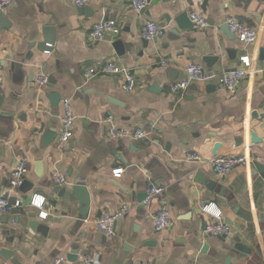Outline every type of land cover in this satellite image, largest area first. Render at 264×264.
<instances>
[{
  "label": "crops",
  "instance_id": "crops-1",
  "mask_svg": "<svg viewBox=\"0 0 264 264\" xmlns=\"http://www.w3.org/2000/svg\"><path fill=\"white\" fill-rule=\"evenodd\" d=\"M148 2L140 15L131 0H89L82 13L69 0H13L0 11L9 24L0 28V198L22 202V208L0 212V219L9 216L7 224L0 221V251L14 252L8 261L0 255V264H52L62 256L66 264H84L88 255L95 264H264V0ZM182 12L200 13L210 26L192 22L191 29L180 30L175 18ZM229 18L257 30L258 43L231 40L222 30ZM106 21H114L120 34L93 39L94 26ZM149 21L164 27L153 41L141 36ZM45 29L54 43L41 51ZM246 56L252 61L248 77L234 93L215 83L193 85L182 98L170 92L190 63L223 73L243 69ZM208 58L217 61L210 66ZM110 62L132 71L133 91L123 88L122 75L85 78L90 68ZM41 76L47 85H39ZM54 93L61 97L58 107L49 99ZM63 101L75 115L74 137L60 145ZM112 126L150 135L113 139ZM46 132L58 134L48 147ZM231 154L251 163L218 175L211 160ZM191 155L201 160H188ZM22 158L29 164L24 182L34 184L27 193L10 184ZM116 169H123L120 177ZM55 172L68 190L87 186L92 205L86 220L79 203L60 196ZM198 174L204 183L196 181ZM151 186L162 188V197L139 202ZM38 197L45 198L42 210L31 205ZM162 200L172 221L160 231L153 217ZM122 210L115 236L106 237L97 221ZM219 213L231 226L230 234L220 235L226 243L206 232ZM31 214L48 227L46 236L27 226ZM236 244L249 253L223 250ZM74 249L78 260L70 262Z\"/></svg>",
  "mask_w": 264,
  "mask_h": 264
},
{
  "label": "built area",
  "instance_id": "built-area-1",
  "mask_svg": "<svg viewBox=\"0 0 264 264\" xmlns=\"http://www.w3.org/2000/svg\"><path fill=\"white\" fill-rule=\"evenodd\" d=\"M13 0H0V11L5 10ZM78 8L85 7L89 0H69ZM131 5L137 14H142L143 11L148 7V0H131ZM190 19L193 24L199 28L205 29L210 26L209 21L200 13L193 12L190 14ZM230 32L234 34L241 42L246 44H256L259 40V33L257 30L248 27L241 21L236 18H229L225 23ZM121 32V29L117 26L114 21L100 22L96 24L91 32V36L95 40H102L105 36H117ZM164 27L159 26L155 22L149 21L146 22L141 36L145 41H153L159 36L163 35ZM262 47L264 49V41L262 42ZM251 59L246 56L241 58V63L243 69H236L225 71L223 73L208 72L203 66L197 63H190L186 68V75L182 80L174 82L170 85V92L173 95L182 98L185 93L193 85L197 84H216L217 86L234 93L237 91L238 87L247 79L248 70L251 67ZM122 75L125 79L123 88L126 91H133L136 86L135 77L131 70L126 67L119 66L115 63H107L105 65L96 66L90 68L85 73V78L90 80L95 77L102 76H120ZM38 83L41 86H45L48 83V78L46 76H41L38 79ZM2 89V78L0 77V91ZM63 116H62V129L59 135V144L64 145L71 141L74 137V121L75 115L69 101H63ZM109 134L113 139H128L132 141H140L149 138V132L143 129H125L117 128L112 126L109 129ZM188 160L200 161L201 158L197 155H191L188 157ZM251 163V158L245 155L231 154V155H220L216 156L211 160V164L215 172L220 176H225L232 172L238 166H247ZM29 170L28 161L25 158H22L19 161V165L14 169L11 175L10 184L11 188L18 189L24 184L26 175ZM123 173V169H116L114 171L115 177H120ZM54 179L57 184L65 185L67 183L64 176L58 172H55ZM163 189L151 186L147 190V199L145 204H149L154 198L162 197ZM162 207L155 213L153 220L157 230H166L171 225V214L164 203V200L161 201ZM45 204V198H33L31 205L39 209H43ZM22 208V202L17 200L12 202L9 200L7 195H4L0 198V212L9 213L15 209ZM125 210L118 212L113 215H105L99 219L96 223L98 230L103 233L106 237L112 238L115 236V223L119 217L123 216ZM43 217H46L44 213H41ZM217 216V222L207 225L206 232L213 234L215 236L228 235L231 233V226L225 223L221 214ZM84 264H95L97 262L95 256H85L83 257ZM66 256L56 258L52 264H66Z\"/></svg>",
  "mask_w": 264,
  "mask_h": 264
},
{
  "label": "water",
  "instance_id": "water-1",
  "mask_svg": "<svg viewBox=\"0 0 264 264\" xmlns=\"http://www.w3.org/2000/svg\"><path fill=\"white\" fill-rule=\"evenodd\" d=\"M82 8H81V13H82ZM87 10V9H84ZM175 22L177 23V26L180 30L183 31H187L189 29H191L193 27L192 21L190 19V16L187 12H182L181 14H178L175 18ZM8 23L5 21L4 16L2 14H0V28H7L8 27ZM222 30L225 32V34H227L228 36H230L232 39L234 40L236 38V36L234 34H232L228 28V26L225 24L222 28ZM51 30L50 29H45L44 33H43V42L40 44L39 49L41 51H46L49 49V45L54 43V39L49 36V32ZM109 38H111L110 36H108ZM115 47L119 50L122 49V43L120 41H117L115 43ZM208 62V64L211 66L213 64V62L217 61V59H213V58H208L206 60ZM51 81V80H50ZM155 90H158V87L155 86L154 87ZM49 99L53 105V107H58L61 101V97L59 94H51L49 95ZM2 107V98H0V108ZM58 138V134L57 133H50V132H46L45 137H44V145L46 147L50 146L52 143H54ZM257 168L259 170H261V167L259 165H257ZM196 181L199 183H204V179L200 176V174L197 175ZM34 187L33 183H29V182H24V184L21 187V190L25 193L29 192L32 188ZM214 187H215V183L214 182H210L207 185V188L211 191H214ZM59 192H60V196H65V198L67 199L68 202H70L71 204L73 203H79V209H80V216L83 220H86L88 218L90 209H91V205H92V199H91V195L90 192L87 188V186L85 184L82 183H78L74 186H72V188L70 190H68L65 185L60 186L59 188ZM147 199V193L141 194L138 197L139 202H145V200ZM101 212L98 213V217H100ZM30 218H32L33 220H28L27 222V226L32 229L33 231H37L41 234H43L44 236L47 235L48 232V227L41 224L38 220H34L36 218V214H31L29 215ZM2 224H7L9 221V216L5 215L0 219ZM207 227V226H206ZM205 239H207V237H205ZM220 240H222V242L226 243V239L222 238L221 236L219 237ZM153 244V242H146L145 245H151ZM206 247V246H205ZM223 250L231 252L233 250L235 251H239V252H243V253H249V249L247 248V246L244 245H240V244H236L233 248L231 246L225 245L223 246ZM0 255L2 256V258L6 261L11 260L14 252L11 250H7V249H3L0 251ZM231 257H228V260ZM68 260L70 262H75L78 260V251L76 249L72 250L70 252V254L68 255ZM17 264V263H14Z\"/></svg>",
  "mask_w": 264,
  "mask_h": 264
}]
</instances>
